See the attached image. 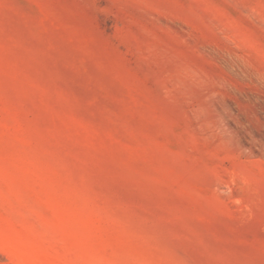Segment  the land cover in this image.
<instances>
[{
  "label": "rangeland",
  "instance_id": "obj_1",
  "mask_svg": "<svg viewBox=\"0 0 264 264\" xmlns=\"http://www.w3.org/2000/svg\"><path fill=\"white\" fill-rule=\"evenodd\" d=\"M0 264H264V0H0Z\"/></svg>",
  "mask_w": 264,
  "mask_h": 264
}]
</instances>
